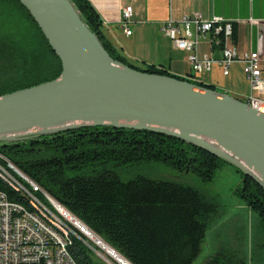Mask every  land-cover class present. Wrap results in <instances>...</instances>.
<instances>
[{
  "label": "trees",
  "instance_id": "obj_1",
  "mask_svg": "<svg viewBox=\"0 0 264 264\" xmlns=\"http://www.w3.org/2000/svg\"><path fill=\"white\" fill-rule=\"evenodd\" d=\"M69 1L112 59L140 74L170 75L187 81L164 67L130 63L104 37L102 21L90 2ZM236 37V26L232 24L233 43ZM60 73V60L27 10L17 0H0V97L53 81ZM192 84L215 91L210 85ZM0 155L130 264H192L201 252L209 225L220 215L217 203L206 200L190 186L143 175L120 178L122 173L130 175L135 166L160 162L211 182L216 171L227 164L174 137L111 126H85L0 143ZM0 168L7 173L1 159ZM236 172L240 183L234 194L257 215L264 238V189L237 169ZM0 176L6 175L0 171ZM0 190L10 201L29 206L22 194L1 179ZM46 209L56 226H64V219L52 206ZM68 226L75 234L70 235L68 245L75 263L102 264L88 246L98 252L100 249ZM55 233L63 241L62 233ZM250 254L264 264V244L253 245ZM205 264L247 261L239 248L221 246Z\"/></svg>",
  "mask_w": 264,
  "mask_h": 264
},
{
  "label": "water",
  "instance_id": "obj_2",
  "mask_svg": "<svg viewBox=\"0 0 264 264\" xmlns=\"http://www.w3.org/2000/svg\"><path fill=\"white\" fill-rule=\"evenodd\" d=\"M17 1L60 60L61 73L0 97V143L85 126L149 131L206 151L264 189L263 114L207 87L140 74L112 59L69 0Z\"/></svg>",
  "mask_w": 264,
  "mask_h": 264
},
{
  "label": "built area",
  "instance_id": "obj_3",
  "mask_svg": "<svg viewBox=\"0 0 264 264\" xmlns=\"http://www.w3.org/2000/svg\"><path fill=\"white\" fill-rule=\"evenodd\" d=\"M131 17L132 8L125 7L121 13L120 24L126 36L131 35ZM248 22L256 27L257 48L247 51H240L234 45L231 40L232 23L221 17L204 20L193 14L179 22L168 19L161 27L173 49L188 53L187 63L191 76L186 79L189 83H197V76L209 72L215 65L227 75L232 64H242L250 86L249 96L244 103L264 115V81L261 78V64L264 62V22L252 19ZM208 34H212L222 46L220 59H212L199 53V42ZM219 35L222 36L220 39L217 38ZM0 159L7 166L6 176H0V179L15 192L22 194L29 203L27 207L12 202L0 190V264H76L68 251L70 235H75L68 226L70 224L64 220L63 227L56 226L46 215V206H54L56 201L11 162L1 155ZM52 232H61L63 243H56L52 239Z\"/></svg>",
  "mask_w": 264,
  "mask_h": 264
},
{
  "label": "crops",
  "instance_id": "obj_4",
  "mask_svg": "<svg viewBox=\"0 0 264 264\" xmlns=\"http://www.w3.org/2000/svg\"><path fill=\"white\" fill-rule=\"evenodd\" d=\"M102 21V33L107 41L130 63L137 66L154 65L164 67L170 74L187 78L191 70L187 63L188 53L171 47L162 31V24L168 19L179 22L186 16L197 14L204 20L221 17L236 26L234 45L240 51L257 48L256 27L250 19L264 22V0H88ZM125 7L132 8L130 36H126L120 24ZM193 30V29H192ZM195 33V30H193ZM199 53L212 59H220L222 46L212 34L199 42ZM261 78L264 81V62L261 64ZM197 80L213 86L220 94L243 101L249 96L250 86L244 67L234 63L228 74L215 65L207 73H201ZM264 98V95L262 96Z\"/></svg>",
  "mask_w": 264,
  "mask_h": 264
},
{
  "label": "rangeland",
  "instance_id": "obj_5",
  "mask_svg": "<svg viewBox=\"0 0 264 264\" xmlns=\"http://www.w3.org/2000/svg\"><path fill=\"white\" fill-rule=\"evenodd\" d=\"M131 172L130 175L122 173L120 178L128 180L131 175H143L152 179L178 182L197 189L206 200L218 204L220 215L209 225L201 252L192 264H205L207 258L221 246L242 250L246 256L247 264H261L256 255L251 256L250 254L253 245L263 246L264 244L259 219L234 194L235 188L240 183V174L236 172L235 168L227 164L223 165L216 171L211 182H203L193 173L180 172L160 162H149L135 166ZM46 211L48 210L46 209ZM63 219L60 218L62 221ZM93 252L102 264H115L104 253L95 249Z\"/></svg>",
  "mask_w": 264,
  "mask_h": 264
},
{
  "label": "bare ground",
  "instance_id": "obj_6",
  "mask_svg": "<svg viewBox=\"0 0 264 264\" xmlns=\"http://www.w3.org/2000/svg\"><path fill=\"white\" fill-rule=\"evenodd\" d=\"M0 171H2L5 175L7 174L4 170H2V168H0ZM52 207L53 208L55 207L54 209L57 211V213L61 217H63L66 221H68L71 225H73L75 228H77L82 233H84V234L86 233L87 237H89V238L86 237L88 239V241H90L93 245L99 247L101 252L104 253V255L108 257V259H111L112 261L116 260V261H114L115 264H129L128 262H126L123 259V257H121L119 254H117L114 249H112L108 244H106L104 241H102V239L100 240V238L97 235L93 234L89 229H87V227L85 225H83L76 217H75L76 218L75 219L72 214L71 215L73 217L71 215H69L70 213L67 212L64 208L60 207L57 204H55ZM54 219L57 222L59 221L56 218H54ZM52 239H54L56 241V243H63V241L60 239V237L55 232H52Z\"/></svg>",
  "mask_w": 264,
  "mask_h": 264
}]
</instances>
